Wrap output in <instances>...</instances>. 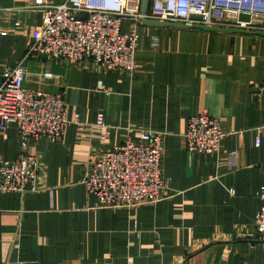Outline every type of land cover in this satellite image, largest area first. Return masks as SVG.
Segmentation results:
<instances>
[{
	"label": "crops",
	"instance_id": "crops-1",
	"mask_svg": "<svg viewBox=\"0 0 264 264\" xmlns=\"http://www.w3.org/2000/svg\"><path fill=\"white\" fill-rule=\"evenodd\" d=\"M33 4L0 0V84L25 60V88L61 93L70 123L60 141L28 146L40 162L38 190L0 191V264H264L255 227L264 185V141L256 145L264 124V34L124 18L123 31L140 35V67L130 75L92 61L26 58L42 23ZM204 111L227 134L215 153L185 146L189 118ZM141 129L164 134L162 200L104 208L84 184L88 164L103 150L138 142ZM21 150L15 123L0 131V160Z\"/></svg>",
	"mask_w": 264,
	"mask_h": 264
},
{
	"label": "built area",
	"instance_id": "built-area-1",
	"mask_svg": "<svg viewBox=\"0 0 264 264\" xmlns=\"http://www.w3.org/2000/svg\"><path fill=\"white\" fill-rule=\"evenodd\" d=\"M140 6L141 0H34L31 8L41 13L42 23L32 31L26 58L38 54L70 66L92 61L106 70L134 75L140 67L136 59L140 35L135 28L123 31L124 18L264 32V0H153L146 14ZM26 71L23 60L4 73L0 84V131L15 123L22 146L16 158L0 160L2 192L38 190L40 162L28 146L41 138L60 141L70 123L64 96L25 88ZM44 77L54 75L45 72ZM98 124L105 125L102 115ZM226 135L221 121L204 111L189 118L183 137L190 152L215 153ZM140 136L138 142L128 139L103 150L88 164L84 184L102 207H135L162 200L167 184L162 168L164 134L141 129ZM263 141L264 124L258 128L256 145ZM229 160L236 163V152L229 154ZM260 197L263 204L255 227L264 249V185Z\"/></svg>",
	"mask_w": 264,
	"mask_h": 264
},
{
	"label": "water",
	"instance_id": "water-1",
	"mask_svg": "<svg viewBox=\"0 0 264 264\" xmlns=\"http://www.w3.org/2000/svg\"><path fill=\"white\" fill-rule=\"evenodd\" d=\"M148 4H149V0H142V13L146 14L148 11ZM148 20V19H147ZM146 21V19H145ZM150 23L152 24H161V25H174V26H181V27H190L181 23H172V22H165V21H160V20H148ZM194 28H202V29H206V30H217V31H224V32H239V33H243L246 31L243 30H239V29H229V28H216V27H208V26H203V25H196L193 26ZM192 28V27H190ZM259 33H263L264 32H259Z\"/></svg>",
	"mask_w": 264,
	"mask_h": 264
}]
</instances>
